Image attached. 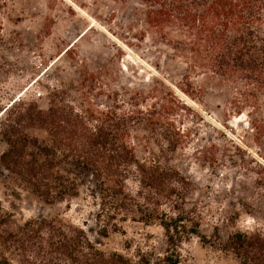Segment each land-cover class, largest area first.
<instances>
[{"label": "rangeland", "instance_id": "1", "mask_svg": "<svg viewBox=\"0 0 264 264\" xmlns=\"http://www.w3.org/2000/svg\"><path fill=\"white\" fill-rule=\"evenodd\" d=\"M135 3L112 0H0V132L13 104L47 111L54 92H65L77 108L131 117L128 142L140 159L160 157L188 179L181 203L200 224L203 244H183L181 264H240L220 244L237 233H264V135L251 125L252 109L238 102L233 87L207 76L186 77V66L146 28L132 27ZM163 115L154 131L139 125V111ZM147 115V114H146ZM44 138L40 130H30ZM7 146L0 136V155ZM0 167V235L34 219L60 217L84 230L107 252L138 259L140 250L163 253L157 227L132 222L109 238L99 236L100 199L95 179L85 174L80 198L46 205L13 186ZM128 188L135 192L136 183ZM11 264H35L38 250L1 248ZM3 254V256H2ZM41 255V254H40ZM29 259L30 261H26ZM34 258L33 260H31Z\"/></svg>", "mask_w": 264, "mask_h": 264}, {"label": "trees", "instance_id": "2", "mask_svg": "<svg viewBox=\"0 0 264 264\" xmlns=\"http://www.w3.org/2000/svg\"><path fill=\"white\" fill-rule=\"evenodd\" d=\"M112 1L124 9L136 4L132 27L144 25V40L148 31L154 33L173 60L186 66L187 78L207 76L233 87L237 101L252 109L251 125L264 135V0ZM68 97L54 92L47 111L24 103L4 111L0 136L7 148L0 167L10 183L46 205H58L80 198L83 176L89 174L100 199L99 236L118 234L127 222L154 226L163 231L165 249L161 254L140 250L137 260L107 252L57 217L30 220L17 232L0 235V250H38L35 264H181L182 246L193 237L211 243L181 205L188 179L160 157L140 159L128 142L132 118L115 110H83ZM138 114V124L154 131L166 110ZM30 130L45 137L31 136ZM217 247L240 264H264L263 232L237 233Z\"/></svg>", "mask_w": 264, "mask_h": 264}]
</instances>
